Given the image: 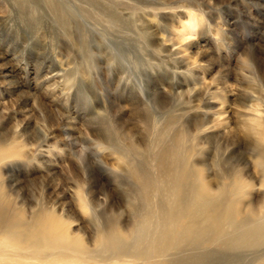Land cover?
<instances>
[{"label": "rangeland", "instance_id": "obj_1", "mask_svg": "<svg viewBox=\"0 0 264 264\" xmlns=\"http://www.w3.org/2000/svg\"><path fill=\"white\" fill-rule=\"evenodd\" d=\"M0 264H264V0H0Z\"/></svg>", "mask_w": 264, "mask_h": 264}, {"label": "bare ground", "instance_id": "obj_2", "mask_svg": "<svg viewBox=\"0 0 264 264\" xmlns=\"http://www.w3.org/2000/svg\"><path fill=\"white\" fill-rule=\"evenodd\" d=\"M63 7V6H62Z\"/></svg>", "mask_w": 264, "mask_h": 264}]
</instances>
